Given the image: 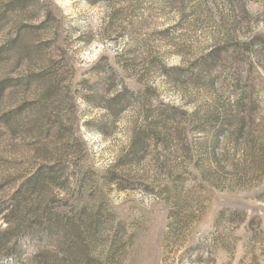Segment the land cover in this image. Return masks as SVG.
Wrapping results in <instances>:
<instances>
[{"label": "rangeland", "instance_id": "rangeland-1", "mask_svg": "<svg viewBox=\"0 0 264 264\" xmlns=\"http://www.w3.org/2000/svg\"><path fill=\"white\" fill-rule=\"evenodd\" d=\"M0 264H264V0H0Z\"/></svg>", "mask_w": 264, "mask_h": 264}, {"label": "trees", "instance_id": "trees-1", "mask_svg": "<svg viewBox=\"0 0 264 264\" xmlns=\"http://www.w3.org/2000/svg\"><path fill=\"white\" fill-rule=\"evenodd\" d=\"M118 96H115L114 99H116ZM117 101L119 100L118 98L116 99ZM115 101L113 104H118V102ZM242 107V103H238L237 104V114H236V117H235V121L232 122V127H234L233 129V133L235 135H239L241 134V132L243 131V127L245 126V118L243 116H238V113L241 111V108ZM231 132V134H232ZM236 136V137H237ZM135 144H138L139 146H143V141L142 139H139V141H137ZM137 151H135L136 153ZM43 173L39 172L35 177H33L32 179L29 180L28 182V188L30 189H36L38 186H39V183H41V181H44L43 180ZM76 227V226H75ZM80 234V233H79ZM78 233H76V238L79 236Z\"/></svg>", "mask_w": 264, "mask_h": 264}]
</instances>
